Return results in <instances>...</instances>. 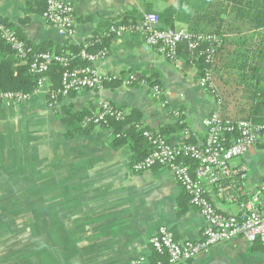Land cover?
I'll list each match as a JSON object with an SVG mask.
<instances>
[{"label": "crops", "instance_id": "0c3cea01", "mask_svg": "<svg viewBox=\"0 0 264 264\" xmlns=\"http://www.w3.org/2000/svg\"><path fill=\"white\" fill-rule=\"evenodd\" d=\"M32 1L0 0V19L32 46L54 54L73 53L69 47L98 38L128 13L143 19L179 4V0H63L76 10L75 33L69 37L49 25L43 12L27 16ZM175 28L188 30L184 24ZM108 44L107 57L96 63L100 74L148 78L160 86L162 95L155 98L148 88H128L116 81L101 91L73 93L56 109L49 108L44 96L23 106L0 105V264H136L140 258L153 263L156 254L150 240L159 228H168L178 242L202 238L204 218L171 172L134 171L133 166L149 155H145L149 147L119 145L111 127L65 138L61 118L67 110L94 115L107 101L173 146L205 142V121L217 110L216 97L200 87L199 65L189 60L185 49L181 47L178 59L171 61L148 48L141 34ZM214 81L229 110H234L226 90ZM180 124L184 130L177 132ZM230 165L245 170L247 198L264 187V135ZM208 192L217 211L240 214V204L221 199L213 188ZM179 264H264V250L259 243L236 238Z\"/></svg>", "mask_w": 264, "mask_h": 264}, {"label": "built area", "instance_id": "2783aa9c", "mask_svg": "<svg viewBox=\"0 0 264 264\" xmlns=\"http://www.w3.org/2000/svg\"><path fill=\"white\" fill-rule=\"evenodd\" d=\"M42 17L61 34L69 37L74 35L76 10L72 3L63 0H46V9ZM137 34L145 36L148 48H155L171 61L178 59L180 47L188 43L191 53L190 61L203 57L208 64L220 44V37L216 35H192L184 29L164 28L161 26L159 16L155 14L146 15L136 25L114 23L98 38L115 39ZM0 39L11 46L19 60L30 59L31 73L39 76L33 95L0 93V105L23 106L33 97L44 96L47 98L49 108L56 109L61 99L73 93L101 91L107 84L116 81L128 88H148L155 98L162 95L160 86L153 80L138 77L135 74H130L126 78L100 74L96 63L107 57L106 49L97 53H89L88 46H85L80 56L86 62V66L72 69L69 67V62L75 58L74 55L58 56L50 52L32 54V48L19 40L1 21ZM56 63L60 64L64 71L60 87L50 90L47 74L52 65ZM199 85L203 90L218 95L210 70L205 69ZM216 102V112L205 121L207 134L203 146L191 144L173 146L161 134L148 130L143 131V137L152 146V151L145 159L133 166L134 171L145 173L155 168H164L171 172L189 196L192 206L204 218L206 227L198 242H178L168 228H159L150 240L158 259L149 263L145 258H140L136 264L188 262L213 247L236 238H243L251 244L259 243L264 250V187L257 189L247 198L244 192L245 170L233 168L230 165L233 160L244 157L252 147L259 143L264 135V125H255L244 120L223 122L220 118L221 101L216 99ZM126 117L125 111L104 101L100 104L99 111L91 116L88 122L100 128H109L108 119L124 121ZM184 135L187 139L190 138L188 131H185ZM185 160L195 163L196 167L192 169L184 162ZM212 188L221 199L240 204V214L225 215L217 211L209 199L208 191H212Z\"/></svg>", "mask_w": 264, "mask_h": 264}, {"label": "trees", "instance_id": "16d2710c", "mask_svg": "<svg viewBox=\"0 0 264 264\" xmlns=\"http://www.w3.org/2000/svg\"><path fill=\"white\" fill-rule=\"evenodd\" d=\"M45 9L46 0H33L25 14L28 16L34 12L42 13ZM158 16L165 28L174 29L177 24H184L188 26L187 31L192 35L211 34L220 37L219 47L208 64L203 57L193 61L199 65L201 76L205 69L210 70L214 79L226 90V94L234 103V110H229L228 103L224 102L217 89L218 95L214 96L221 101L220 118L223 122L244 120L255 125H264V0H179L178 6H170ZM142 20L139 15L131 12L124 16L120 24L136 25ZM0 21L2 22V19ZM6 27L32 48V54L49 51L45 47L32 46L20 32L9 25ZM110 40L112 39L109 37L103 39L93 37L82 46L69 47L73 53L56 52V55L72 54L75 58L69 62V67L82 68L86 66V62L80 56L84 47L88 46L89 53H97L105 49ZM188 46V43H184L181 47L185 49L190 60ZM30 64V59L19 60L11 46L0 39V93L33 95L39 76L31 73ZM63 71L64 68L60 64L52 65L47 74L50 90L60 87ZM45 99L47 102V98ZM91 116L93 115L88 111L67 110L65 116L61 118L67 129L65 138L73 140L90 135L98 127L88 122ZM108 124L114 131L113 140L119 145L128 143L134 147L144 146V149L149 147L145 155L151 153L152 146L143 137V131L147 129L139 122H132L127 116L124 121L108 119ZM131 124L132 126L127 128ZM176 130L183 131L184 127L180 124ZM184 162L187 165L191 163L190 160Z\"/></svg>", "mask_w": 264, "mask_h": 264}]
</instances>
